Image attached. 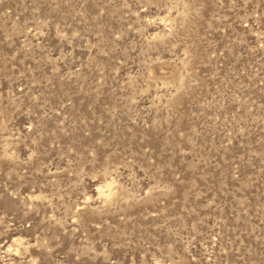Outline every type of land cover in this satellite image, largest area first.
<instances>
[{"label": "rangeland", "instance_id": "374dc122", "mask_svg": "<svg viewBox=\"0 0 264 264\" xmlns=\"http://www.w3.org/2000/svg\"><path fill=\"white\" fill-rule=\"evenodd\" d=\"M0 264H264V0H0Z\"/></svg>", "mask_w": 264, "mask_h": 264}]
</instances>
